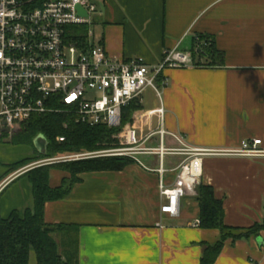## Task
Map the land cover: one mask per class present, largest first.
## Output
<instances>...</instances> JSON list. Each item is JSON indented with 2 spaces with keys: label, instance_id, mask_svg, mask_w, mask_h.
<instances>
[{
  "label": "crops",
  "instance_id": "1",
  "mask_svg": "<svg viewBox=\"0 0 264 264\" xmlns=\"http://www.w3.org/2000/svg\"><path fill=\"white\" fill-rule=\"evenodd\" d=\"M94 2L95 41L115 61L143 59L155 65L166 51H193L196 36L214 43V57L197 55L196 67L166 71L162 104L168 133L183 136L196 149H236L252 139L264 145V0ZM160 104L154 92L144 93L129 124L140 139L160 129ZM159 143L154 135L146 146ZM165 146L181 148L171 135ZM35 159L31 147H2L0 219L33 208L26 173L38 166L32 163L16 172L9 167ZM137 159L122 171L80 174L66 199L45 205V222L74 228L78 264H201L204 245L217 244L221 232L198 225L197 194L182 200L179 218L161 213L160 180L173 187L187 157L166 156L163 174L157 156ZM203 171L201 185L212 187L223 202L226 226L264 224V159L206 157ZM65 177L52 170L51 187L61 186ZM31 264H36L33 254ZM215 264H264V230L259 238L228 240Z\"/></svg>",
  "mask_w": 264,
  "mask_h": 264
},
{
  "label": "built area",
  "instance_id": "2",
  "mask_svg": "<svg viewBox=\"0 0 264 264\" xmlns=\"http://www.w3.org/2000/svg\"><path fill=\"white\" fill-rule=\"evenodd\" d=\"M32 2L0 0V128H8L13 134L35 116L62 112L90 128L118 130L122 128L124 109L133 102L142 104L147 90L161 102L157 109L160 129L144 140L136 129L127 127L117 133V149L64 156L35 166L98 157H127L139 162L138 156L154 155L163 174L166 156L184 155L187 159L177 169L173 187H167L163 177L159 185L161 213L176 219L182 200L197 194L206 157L264 159L261 139L243 141L236 149H196L189 147L183 136L163 128L166 111L162 94L168 85L165 73L196 67L192 51H166L155 65L143 59L118 62L95 41L92 27L98 7L94 0H51L42 6ZM77 28H86L84 41L76 38ZM195 44V50L208 46L200 36L195 37ZM56 102L64 107L62 111L53 106ZM154 135L160 137L159 146H146ZM167 135L173 136L181 148L166 147ZM58 141L63 143L66 138L59 137Z\"/></svg>",
  "mask_w": 264,
  "mask_h": 264
},
{
  "label": "trees",
  "instance_id": "3",
  "mask_svg": "<svg viewBox=\"0 0 264 264\" xmlns=\"http://www.w3.org/2000/svg\"><path fill=\"white\" fill-rule=\"evenodd\" d=\"M49 1L51 0H33L32 3L34 6H42ZM75 34L78 40H85L84 28H77ZM204 40L208 46H203L200 50L193 48L194 57L206 55L212 58L217 54L214 43L207 38ZM53 106L61 111L64 109L58 102ZM140 108L141 104L137 102L125 108L122 128L118 130H110L106 126L90 128L77 123L73 116L62 112L35 116L13 134L11 142L16 146L31 147L36 157L42 159L110 150L119 145L118 141L112 138L113 135L129 127L133 113ZM40 135L45 136L49 143L46 155L39 154L34 146L35 139ZM59 137H65L66 141L59 142ZM33 162L34 160H27L12 165L9 167L10 172H16ZM133 163L134 161L127 157H98L69 162L63 170L71 175V182L69 184L64 182L57 188L50 185L51 170L57 168L50 166L56 164L40 166L27 172L26 176L33 188L34 206L25 213L15 211L7 220H0V264H31L33 253L36 264H78L77 247L72 231L74 228L47 224L44 219L45 205L66 199L72 187L79 182L80 174L122 171ZM197 200L201 208L199 226L205 230L221 232V240L217 244L204 245L201 264H215L228 240L237 242L251 237L259 238L260 232L264 230V224L249 229L226 226L223 202L216 198L214 189L210 186L198 187ZM233 231L240 233L234 234Z\"/></svg>",
  "mask_w": 264,
  "mask_h": 264
},
{
  "label": "rangeland",
  "instance_id": "4",
  "mask_svg": "<svg viewBox=\"0 0 264 264\" xmlns=\"http://www.w3.org/2000/svg\"><path fill=\"white\" fill-rule=\"evenodd\" d=\"M94 18H96V17H94ZM92 28H93L94 32L96 33L94 26H93ZM84 31H85V33H86V28H84ZM116 136H117V133H115V134L113 135L112 138L118 141V139L116 138ZM11 141H12V136H11L10 134H8V133H4V134H2V136L0 137V151H1L2 147H3V148H4V147H5V148H7V147H16V145H13ZM118 143H119V141H118ZM117 148H119V145H118V147H117V146L112 147V149H117ZM109 149H110V148H109ZM5 151H6V150H4V151L1 152V153H5ZM103 151H106V150H103ZM99 152H102V151H99ZM94 153H98V152H94ZM81 154L86 155V154H92V153L85 152V153H80V154H77V155H81ZM64 156H69V155H59V156H57V157H55V158H52V159H42V158H40V157H36V159L34 160L33 163H34V165H36V164L42 163V162L47 161V160H54V159L62 158V157H64ZM80 160H85V159H80ZM76 161H79V160H76ZM69 162H73V161H60V162L57 161V162H51V163H46V164L38 165V167H40V166H46V165H53V164H56V165H53V166H50V167H57V168H54L53 170H55V169H56V170H60V171H62L64 174H66V177H65L64 181L62 182V184H63L64 182H66V184H69V183L71 182V175L68 174L65 170H63L64 167H65ZM31 164H32V163H31ZM59 166H60V167H59ZM51 171H52V170H51ZM232 233H234V234H238V233H240V231H233ZM33 255L35 256L34 253H33Z\"/></svg>",
  "mask_w": 264,
  "mask_h": 264
},
{
  "label": "water",
  "instance_id": "5",
  "mask_svg": "<svg viewBox=\"0 0 264 264\" xmlns=\"http://www.w3.org/2000/svg\"><path fill=\"white\" fill-rule=\"evenodd\" d=\"M79 11L82 16H86V13L83 12L81 9H79ZM1 133H10V130L8 128H0V134ZM48 144H49L48 140L43 135L38 136L34 141V146L36 150L38 151V153L41 155L47 154ZM259 242H260V239H259Z\"/></svg>",
  "mask_w": 264,
  "mask_h": 264
},
{
  "label": "flooded vegetation",
  "instance_id": "6",
  "mask_svg": "<svg viewBox=\"0 0 264 264\" xmlns=\"http://www.w3.org/2000/svg\"><path fill=\"white\" fill-rule=\"evenodd\" d=\"M2 134H4V133H1L0 134V137L2 136ZM8 134H10V133H8ZM14 134V133H13ZM13 134H10L11 136H13ZM1 183V182H0ZM33 209V208H32ZM0 220H2V219H0Z\"/></svg>",
  "mask_w": 264,
  "mask_h": 264
}]
</instances>
